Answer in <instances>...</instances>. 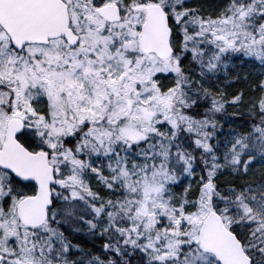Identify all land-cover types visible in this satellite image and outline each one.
<instances>
[{
    "label": "snow or ice",
    "instance_id": "6c2138e0",
    "mask_svg": "<svg viewBox=\"0 0 264 264\" xmlns=\"http://www.w3.org/2000/svg\"><path fill=\"white\" fill-rule=\"evenodd\" d=\"M0 264H264V0H0Z\"/></svg>",
    "mask_w": 264,
    "mask_h": 264
}]
</instances>
